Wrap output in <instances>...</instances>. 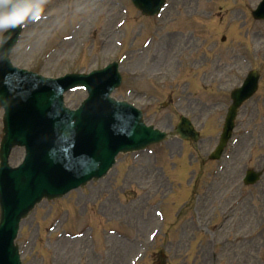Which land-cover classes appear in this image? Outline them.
Here are the masks:
<instances>
[{
  "label": "rangeland",
  "instance_id": "rangeland-1",
  "mask_svg": "<svg viewBox=\"0 0 264 264\" xmlns=\"http://www.w3.org/2000/svg\"><path fill=\"white\" fill-rule=\"evenodd\" d=\"M168 2L160 17L146 18L129 0H38L20 20L24 30L11 56L15 66L58 77L118 61L123 83L115 99L140 108L148 125L166 132H172L181 113L193 114L201 131V142L194 146L197 156L192 154L193 145H181L171 134L146 152L119 156L103 180L64 198L42 201L20 224L16 242L22 264H112L113 259L127 264L145 249L141 264H264V177L247 196L240 192L241 211H226L239 197L237 181L245 170L264 168V22L250 17L259 0ZM7 27L0 16V35ZM166 34L177 38L181 34L190 45L187 50L183 45L179 70H168L167 61L182 38L161 51L156 41ZM223 37L225 43L220 42ZM162 52L165 56L159 57ZM239 53L246 60L242 78L251 65L261 75L259 96L244 105L227 160L202 170L196 157L205 160L223 120L222 112L212 110L228 100L222 92L225 87L211 79L217 74L223 78ZM216 55L218 68H208ZM194 59L196 67L189 70L188 62ZM161 73L163 85L158 84ZM193 74L197 75L192 78ZM235 74L227 77V87ZM209 90L221 97H204L212 93ZM82 98L76 92L65 102L74 107ZM21 156V150H14L10 164H18ZM184 159L190 167L179 177L187 167ZM212 167L217 174L209 178ZM195 180L200 183L198 196L189 199L186 187L192 188ZM204 185L209 190L202 194ZM161 200L166 203L162 208L166 224L151 245L153 206Z\"/></svg>",
  "mask_w": 264,
  "mask_h": 264
},
{
  "label": "water",
  "instance_id": "water-1",
  "mask_svg": "<svg viewBox=\"0 0 264 264\" xmlns=\"http://www.w3.org/2000/svg\"><path fill=\"white\" fill-rule=\"evenodd\" d=\"M16 1L22 0H5L0 4V10L5 11L11 19L14 15L10 13L15 12L11 7ZM132 1L137 5L141 0ZM163 1L145 0L141 3L146 5L155 2L158 11ZM117 80L111 79L109 83L104 82L98 87L90 79L56 88L47 87L46 92L39 91L47 99L37 98L32 109L53 119V124H44L31 115H27L26 119L18 116L5 119L6 136L1 147L0 169V264H17L11 243L19 220L33 204L41 197L52 198L78 185V181L70 175L69 167L66 169L67 165L81 168L86 180L99 178L112 165L118 153L141 150L164 137L163 134L145 129L138 115L127 107L107 100L113 87L118 84ZM74 86L86 88L90 99L79 112L66 114L59 104L60 95ZM233 114L234 110L227 118L222 135L224 141L228 137ZM15 144L26 147L28 158L25 165L12 171L6 167L5 158ZM251 179L254 178L251 176Z\"/></svg>",
  "mask_w": 264,
  "mask_h": 264
},
{
  "label": "bare ground",
  "instance_id": "bare-ground-1",
  "mask_svg": "<svg viewBox=\"0 0 264 264\" xmlns=\"http://www.w3.org/2000/svg\"><path fill=\"white\" fill-rule=\"evenodd\" d=\"M118 244H119V246H122L123 244H121L120 242H118ZM128 252V250H126L125 251V253H127Z\"/></svg>",
  "mask_w": 264,
  "mask_h": 264
}]
</instances>
